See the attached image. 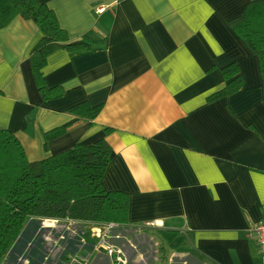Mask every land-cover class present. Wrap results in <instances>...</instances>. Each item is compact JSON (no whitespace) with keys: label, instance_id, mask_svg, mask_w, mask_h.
I'll return each mask as SVG.
<instances>
[{"label":"crops","instance_id":"obj_1","mask_svg":"<svg viewBox=\"0 0 264 264\" xmlns=\"http://www.w3.org/2000/svg\"><path fill=\"white\" fill-rule=\"evenodd\" d=\"M254 1L121 0L100 11L111 0H39L71 39L96 40L93 49L49 57L44 78L66 93L47 102L30 58L38 26L17 17L0 29V129L11 130L31 160L108 139L105 187L130 196V225L112 230L110 243L127 252L128 264H264L251 236L264 220L262 72L232 25ZM233 64L242 89L209 101ZM84 101L102 106L97 119L47 142L45 133L69 122L70 109ZM45 221L30 222L5 264L17 262L37 227L60 233L59 253L31 264H116L100 245L99 226L107 224L75 223L82 233L72 234L71 221ZM151 221L157 227L137 238L153 236L155 254L145 245L132 255L131 232ZM120 229L129 232V247L116 240Z\"/></svg>","mask_w":264,"mask_h":264},{"label":"trees","instance_id":"obj_2","mask_svg":"<svg viewBox=\"0 0 264 264\" xmlns=\"http://www.w3.org/2000/svg\"><path fill=\"white\" fill-rule=\"evenodd\" d=\"M17 17L34 22L41 33L30 53L37 84L44 100L63 97L61 86L50 87L44 78L49 57L59 49L72 53L93 49L91 34L71 39L62 28L55 12L39 0H0V29ZM251 52L259 57L261 41L259 0L246 8L244 16L233 24ZM99 49V48H97ZM237 64L224 69L229 81L208 100L213 102L230 96L243 87ZM236 77V78H235ZM102 106L88 101L73 106V118L45 133L46 141L61 137L81 123L93 122ZM110 131L111 129H107ZM112 147L106 137L92 144L78 142L59 153L31 160L21 140L8 129H0V264L8 257L29 222H58L130 225V196L109 191L104 178L111 162Z\"/></svg>","mask_w":264,"mask_h":264},{"label":"rangeland","instance_id":"obj_3","mask_svg":"<svg viewBox=\"0 0 264 264\" xmlns=\"http://www.w3.org/2000/svg\"><path fill=\"white\" fill-rule=\"evenodd\" d=\"M29 224H30V222H29ZM29 224L27 223V226ZM32 224L37 226V225H40L42 223L33 221ZM99 227L101 228L99 233L102 231L101 234L103 235L105 233L104 230L107 227H105V228H104V226H99ZM253 227H255V224L252 226V228ZM86 230H87V232H92L93 231L92 227L89 226V225L87 226ZM76 231H79L80 233H82V231H80V227L79 226L73 228L72 234H75L74 232H76ZM58 234H60V233H57V234L54 233L53 234V232H45V231H41V230L38 231V227H37V231L35 232V235H33L31 240H29L25 244L23 252L21 254L17 255V257H16L17 262L15 264H31L32 263V259H35V260L39 259V260H42V262H43V259H44L45 255L51 250H52L51 255L55 254V256H56L59 252H58V248L56 249L55 246H60V241L58 242V245H55V244L61 237ZM114 234H115V238H118L116 240L123 239L122 240L123 244L126 242V239L129 236V232H126L124 229H120L119 231H115ZM131 234H132V238H131L132 241L128 238V240L130 241V243H128V244L131 245L132 247H133V245L136 246L135 247V251L132 253V255L144 253L143 252V247H145V245L148 247V249L150 248L149 254L150 253L155 254L153 252V249H155V247H156L155 246V241L156 240L153 238V236H149V238L147 236H145L144 238H137V237L141 236V235H139L140 233L138 234L137 232L132 231ZM64 236H66V235H64ZM116 242L120 243L118 241H116ZM125 244L129 247V245L127 243H125ZM149 254L147 253V255H149ZM144 255H146V254H144ZM37 262H38V260H37ZM6 264H14V263L6 262ZM40 264H44V263H40Z\"/></svg>","mask_w":264,"mask_h":264},{"label":"built area","instance_id":"obj_4","mask_svg":"<svg viewBox=\"0 0 264 264\" xmlns=\"http://www.w3.org/2000/svg\"><path fill=\"white\" fill-rule=\"evenodd\" d=\"M120 1L121 0H111V3L109 4V6H107V8L106 7L101 8L100 11L108 9V7L111 8V7L119 4ZM45 222L46 223L48 222L51 224L58 223V221L50 220V219H47ZM74 224L75 223L71 221L68 229L73 231ZM157 225H158L157 222H154V221L146 222V223L140 225L139 227H137L138 231L135 230L134 232H138V234H139V233H141L139 231H142L143 228H155V227H157ZM116 228H119V226L117 224H113V223L108 224L107 231L103 235L100 236V245L102 247H105L110 252L111 255L113 253L116 254V256H115V263L116 264H128L129 258L127 256L128 255L127 252L125 250H123V248L116 247L110 243L111 231L116 229ZM251 236L256 238L258 245L260 247V250L262 252L263 259H264V220L255 224V227L251 228Z\"/></svg>","mask_w":264,"mask_h":264}]
</instances>
